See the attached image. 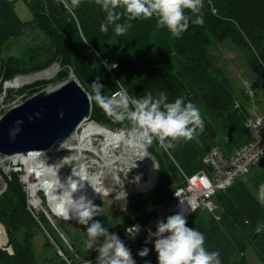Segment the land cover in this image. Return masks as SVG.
<instances>
[{
  "label": "trees",
  "instance_id": "16d2710c",
  "mask_svg": "<svg viewBox=\"0 0 264 264\" xmlns=\"http://www.w3.org/2000/svg\"><path fill=\"white\" fill-rule=\"evenodd\" d=\"M65 1L73 11L63 2L55 0H26L33 18L24 21L10 1L0 0V47L11 38L21 37L28 23H36L52 45L40 52L34 51L32 58L35 61L26 70H40L55 60H60L61 67L74 72L88 92H92L94 82H99L104 86L102 95L111 98V93L120 86L110 80L106 68L107 74H103L102 70H93L91 55L95 61L97 53L98 56H106L101 57L110 62L109 56H112L113 61L116 48L124 42L125 34L119 37L115 34L114 24L107 19L108 10L102 6L103 0H80L79 6L75 8L72 7L71 0ZM201 11L204 19L201 25L193 24L191 19H195V16L188 13L191 16L189 28L177 38L175 52L168 53L159 48L149 60L150 52L146 47L138 52V63L128 60L120 65L118 62V68L113 70L127 89L129 97L142 98L147 93L157 97L160 92H166L168 102L183 98L185 103L191 102L199 110H204L206 117L202 120L201 134L206 146L198 149L191 141L180 138L173 141V148L165 150L162 147V153L156 154L153 143L160 145L159 140L153 138L151 144L143 140L148 151L158 160L163 179L151 194L149 205L138 202L129 207L125 226L103 223L109 232L123 233L136 222L145 224L150 221L155 215L156 206L165 203L174 190L184 185L181 170L192 175L204 168V155L212 147H219L226 155H231L250 139L245 123L251 113L245 103L238 106L234 88L216 67L210 49L215 44L231 40L254 73V90H264V0H227V6L217 3L213 5L209 0H202ZM115 12L120 16L115 23H128L127 14L122 8L115 9ZM154 20L155 17L145 19V23H152ZM102 24L108 25L107 32L101 31ZM13 62L14 59H10L4 67L7 82L15 74L26 72ZM101 65L105 66L104 63ZM242 95L251 100L245 89L242 90ZM96 108L97 104L93 108V117L102 124L135 130L133 122L128 125L125 120H115L107 113L98 114L97 111L94 112ZM219 131H222V135ZM220 140L224 143L223 148L219 146ZM10 181L9 187L0 195V223L7 231L12 252L0 248V264H38L34 237L40 232L42 225L54 238L53 225L45 214L39 216L32 213L27 192L19 178L15 177ZM262 183L264 177L257 182V190ZM211 201L215 205L213 212L204 213L202 211L207 208H201L187 219L188 227L196 228L205 235V248L209 252H218L221 264H250L246 252L251 246L264 263V207L248 188L244 177H239L225 190L216 192L210 198ZM64 225L66 223L60 224L61 227ZM48 244L51 246L50 242ZM98 246L99 243L96 247ZM126 246L131 249L136 264H143L142 261L153 254V248L141 239ZM145 246L150 249L149 255L138 256L137 252ZM97 254L95 250L82 247L79 252L82 258L79 259L93 258ZM78 260L71 263H77ZM55 261L57 264H68L59 254Z\"/></svg>",
  "mask_w": 264,
  "mask_h": 264
},
{
  "label": "rangeland",
  "instance_id": "374dc122",
  "mask_svg": "<svg viewBox=\"0 0 264 264\" xmlns=\"http://www.w3.org/2000/svg\"><path fill=\"white\" fill-rule=\"evenodd\" d=\"M12 3L14 9L20 16V18L24 21H30L33 18L32 10L26 0H8ZM58 2H64L68 9L73 11L72 8L66 3L65 0H55ZM213 5L214 3L219 4L220 6H227V0H209ZM218 8V7H217ZM28 23V22H27ZM131 23L132 27L129 28L125 35H124V42L118 44L116 48V55L111 58V61L115 64L120 62V65H124L125 62L132 61L138 63V52L143 48H147L150 52L149 60L152 57L155 51L158 52L159 48L163 51H167L168 53L175 52L177 47V38L173 37L171 33L166 28H160L157 26V19L155 18L154 22L152 23H145V19H136L132 21H128ZM52 45L50 39L45 35V33L36 25V23H28L27 27L24 29V33L21 37L14 39H9L3 46L0 47V118L13 106L18 105L25 101L27 98L31 97L33 94L43 90V89H50L54 88L55 86L65 82L70 78L71 72L69 70H64L61 67V61L55 60L53 64L40 69V70H32L28 71L26 69L31 68V64H33L34 57L32 55L34 51L40 52L42 49L49 47ZM93 50V49H92ZM112 50V48H111ZM94 51V50H93ZM95 52V51H94ZM210 52L214 58V63L216 67L225 75V77L229 80L230 84L234 88L235 95L238 99V106L239 104H246V107L250 111L251 115H261L264 116V90L256 88L254 90L253 86H255V76L254 73L243 56V54L237 49L234 43L231 40H226L219 44H215L211 47ZM96 53V52H95ZM134 53L136 55H134ZM98 54V53H97ZM96 55L97 61L94 60L93 56L91 55V62L93 64V70L98 71L102 70V73L107 74L105 72V68L108 71L110 80L114 81V78H117L118 81L116 82L123 93L128 94L127 89L122 86L118 75L115 73V76L112 78V73L106 66H102L103 64L102 56ZM134 55V57H133ZM102 56V57H101ZM101 57V58H100ZM10 59H14L13 64H18L19 69L25 70L26 72L17 73L22 76L32 77L36 75L35 72L44 70L46 68H54V73L48 77H40L36 78L35 80L23 85L20 88H5V76H4V67L8 64ZM35 61V60H34ZM43 63V62H40ZM38 64V63H36ZM60 65V69H59ZM15 74L13 77L17 76ZM12 77V78H13ZM10 82V81H9ZM8 82V83H9ZM89 89L91 88L89 85L87 86ZM8 89V90H7ZM245 89L247 97H251V100H247L242 95V90ZM91 94V92H89ZM97 104V102L92 99V109L89 115V118L83 123L82 127L84 128L90 122H95L105 128H108L114 132L121 131L120 128H114L107 124H102L101 122L97 121L93 117V108ZM97 111L99 114L106 115V110L102 109L98 104L97 108L94 109V112ZM200 116L203 120L206 117V113L204 110L200 109ZM125 123L130 125L131 121L125 119ZM78 130L80 134L83 128ZM126 133V140L120 143L119 147L110 148L107 154L102 150L103 142L106 138L103 135H97L92 137L93 144L89 143L90 147H94L95 149H86L83 152L79 150H68L64 149V153H60L59 156H54L58 159L57 166H63L67 168L70 166L72 167H79V166H87L90 172H99L101 175V182L105 186V188L110 189L111 191L108 194H100L99 197L95 200L94 204H96L98 208V216L93 218L94 220H100V222L108 223L109 225L113 226H125L128 222V209L131 205L136 204L138 202H146L147 204L150 201L151 194L155 191V189L160 184L161 180L163 179V175H161L159 169L158 160L155 159L158 166V178L155 182V187L151 191L147 193H133L126 195V190L129 189L130 185L133 184V181L136 179V176L142 175L146 171V167H142V163L139 160L138 156L134 151L130 153L129 164L132 167L131 170L126 169L127 165L122 163V161H117L111 163L109 159H112L114 155L118 158L122 159L124 153V147L128 144L130 140V134H133L138 140L139 139L135 130L125 127ZM203 130L197 129V135L194 136L192 140H190L194 146L198 149L205 148L206 143L202 138ZM222 131H219V134ZM78 135V134H77ZM77 135H73L66 141H64L63 145L71 146V147H78L79 140ZM228 136V135H227ZM218 139V138H217ZM153 143V142H152ZM140 144L142 145L141 141ZM155 147L156 154H161L164 150L159 144L153 143ZM218 145V143H217ZM64 146V147H66ZM219 146L222 148L224 147L223 141H219ZM95 150H99V153ZM57 151H59L57 149ZM128 153V152H127ZM46 156L51 157L52 155L46 154ZM31 160V159H30ZM135 163V164H133ZM32 164V163H31ZM121 164V165H120ZM122 166V167H121ZM28 165H26V169L22 166L21 168H15L13 165L1 161L0 158V195L9 187L10 180H14L15 177L19 178V182L22 184L23 188L28 190V183L23 180V176L28 173ZM54 167L51 166L52 169ZM119 170L120 180H118L115 170ZM121 169V170H120ZM182 178L183 175H181ZM33 177V178H32ZM31 179L37 180L36 176H32ZM264 177V161L257 163L246 176H244V180L247 181L248 188L251 192L255 195L256 199L260 201V203L264 207V200H261L259 197V192L257 190V182H259L260 178ZM10 181V182H9ZM120 192V193H119ZM120 194V195H118ZM39 195L37 197L41 198V203L38 204V207L33 208L29 205L30 210L33 214L39 215L45 214L46 218L49 220L48 215L50 216L51 220H53V231H54V238L50 235L49 231L41 225L40 232L34 237L33 245L35 249V254L37 258L38 264H57L58 262L55 261L58 254L66 261L68 264L71 263L73 260L77 261L81 255L79 252L82 250V247H85V241L87 240V234L85 231V226L78 224L75 220H61L59 218L53 217V214L48 209L47 200H45L43 191H38ZM31 202L35 205L37 203L33 202L31 198ZM39 203V200H38ZM149 205V204H148ZM214 203L211 201L210 207L205 209L204 213L213 212L214 210ZM207 210V211H206ZM48 214V215H47ZM42 221V220H41ZM43 222V221H42ZM66 222V225L60 226L61 223ZM44 224V222H43ZM50 226V223H48ZM55 228V229H54ZM63 236V237H62ZM5 237L3 234L0 233V248L1 249H8L9 241L5 242ZM9 240V237H8ZM51 243V246L48 244ZM48 244V245H47ZM10 250V249H9ZM239 258V255H235ZM246 257L250 264H264L261 259L258 257L256 251L253 247H248L246 252ZM58 259V258H57ZM80 260V259H79ZM78 260V261H79ZM145 260H150L151 264H157V255L155 253L151 254L149 257L145 258L142 262L144 264ZM234 261L235 257H234ZM73 264V263H72Z\"/></svg>",
  "mask_w": 264,
  "mask_h": 264
},
{
  "label": "clouds",
  "instance_id": "9594fccd",
  "mask_svg": "<svg viewBox=\"0 0 264 264\" xmlns=\"http://www.w3.org/2000/svg\"><path fill=\"white\" fill-rule=\"evenodd\" d=\"M71 3L72 7L75 8L79 6L80 0H71ZM201 4L202 0H103L102 6L105 10H108L107 19L109 23L114 24V31L118 37L123 36L126 31L132 27L131 23H115V21L120 19V16L116 14L115 9L122 8L124 13L127 14L128 21L155 17L157 19L158 27L166 28L173 37L179 38L189 28L191 16L188 13L195 16V19H191L193 24L201 25L204 23ZM185 10H188V12L186 13ZM101 31L107 32L108 25L102 24ZM118 64L119 63H117L116 68H118ZM113 67H115V65H113ZM113 74L115 75L114 72ZM103 87L104 86L99 82L93 83L91 94L88 92L90 94L89 98L91 99V102L92 99H94L97 104L102 109L106 110L107 114L115 120L122 121L128 119L133 122L135 132L139 139H142L140 140L142 146L154 164L155 161L151 157V155L153 157L154 155L148 151L143 140L151 144L153 138H156L159 140L161 147L167 150L174 147L173 141H177L180 138H183L184 141H190L195 135H197V129L201 131L203 130V121L199 109L191 102L185 103L183 98H176L174 101L168 102L166 92H160L157 97H153L151 93H147L142 98H135L129 97V95L123 93L120 88L116 90L122 91L117 97H113L115 91L111 93V98H107L102 95L101 90ZM86 120H84V122ZM21 123L22 121L16 122L17 127H15L10 133L12 138H14L15 133L19 131V124ZM83 123L70 137L79 134L78 130L82 127ZM120 130L125 131L124 128H120ZM63 143L59 148H61ZM64 152L65 150L57 151V149H55L48 153H42V151H30L27 155H0L1 161H5L13 165L15 168H21L23 166L26 169L27 162H30L31 157L34 155L49 154L52 155L51 157H60V153ZM60 159H62V157H60ZM76 167L77 166L70 169V166H68L67 168L65 167V170L69 172L73 169V175L79 179H72L70 177L67 181V185L60 183L62 185L60 188H63V194L57 196L56 211L64 219L54 216L51 212L53 217L61 220H75L78 224L85 226L87 234L85 247L88 250H95L98 253L96 264H136L131 249L126 246L119 235L115 232H109L108 228L104 227L100 220L93 219L98 216L99 207L94 204L87 195H80L78 198H74L73 194L84 188V181H87L91 185L85 170H76L74 169ZM182 175L184 176L183 173ZM25 176H23V180ZM69 180L72 182L69 183ZM38 181L39 180H36L35 183ZM154 187L155 185L152 189H154ZM39 191H43L45 200H47L46 192L42 188L39 189ZM26 192L28 204L33 208L38 207V204L41 203V198H38L39 203L37 205L31 202L29 184ZM174 192L175 190L171 193V196ZM258 192L260 199L264 200V183L259 185ZM48 209L50 210L49 207ZM188 218L183 212H177L176 214L167 216L164 220L158 221L156 223L155 231L150 228L147 229L145 244H153L154 248L153 246L151 247L153 248V253H157V264H221L219 253L209 252L205 248V235L196 228L187 226ZM50 223L54 224L53 220L50 221ZM0 224L4 227L2 223ZM257 230L259 231V228ZM140 231L141 226L139 224L131 225L125 229L127 236L133 239L140 233ZM5 232L6 243L9 240L6 229ZM98 243L99 246L96 247ZM7 250L10 251L9 249ZM10 252H12V248ZM149 252L150 249L145 246L137 252V255L140 257H147ZM144 264H151V261L145 260Z\"/></svg>",
  "mask_w": 264,
  "mask_h": 264
},
{
  "label": "water",
  "instance_id": "95a60500",
  "mask_svg": "<svg viewBox=\"0 0 264 264\" xmlns=\"http://www.w3.org/2000/svg\"><path fill=\"white\" fill-rule=\"evenodd\" d=\"M89 97L88 91L77 80L75 74L71 72L69 80L54 88L43 89L22 103L13 106L0 118V154L5 156L27 155L30 151L48 153L58 149L63 141L69 138L88 118L92 109V102ZM17 121H22V123L19 124V131L12 138L10 133L17 127ZM151 157L156 164V182L159 170L156 159L152 155ZM43 164L38 165V167L43 169ZM74 169L78 170L79 168ZM58 172L59 175L53 174L55 176L53 181L54 183L59 182V186L52 189V185L50 187L51 191L45 192L48 207L54 216L60 217L50 206V199L54 197L57 199V196L63 194V188H60L62 187L61 184L67 185L70 177L77 180L79 178L73 175V169L69 172L60 169ZM89 174L87 173L88 177ZM50 176L46 177L44 184L48 185V181L52 179ZM71 182L69 180V183ZM86 183L88 188L84 192L82 189L78 190L73 194L74 198L88 192L90 195L88 198L94 203L98 197V193H95L97 189L92 188L87 181ZM84 186H86L85 182ZM56 191V195L50 198L49 193ZM48 218L52 221L49 215Z\"/></svg>",
  "mask_w": 264,
  "mask_h": 264
},
{
  "label": "built area",
  "instance_id": "2783aa9c",
  "mask_svg": "<svg viewBox=\"0 0 264 264\" xmlns=\"http://www.w3.org/2000/svg\"><path fill=\"white\" fill-rule=\"evenodd\" d=\"M103 63L111 71L112 78L115 76L117 64L103 59ZM115 65V67H113ZM114 81H117L114 78ZM122 91H116L113 97H117ZM245 126L250 134L249 141L237 149L231 155H226L219 147H212L203 158L204 168L198 172L187 175L183 171L185 183L183 187L175 190L171 198L165 203L158 204L154 218L141 226L140 233L133 239L126 232L117 233L125 244H135L138 240L145 242L147 229L155 231L156 223L164 220L167 216L183 212L188 218L197 209L210 207V198L220 190H225L239 177H244L257 163L264 161V116L253 115L249 117ZM0 233L6 237L5 228L0 224ZM153 246L152 243H147ZM154 248V246H153ZM11 251V248H8ZM157 254V253H156ZM98 254L89 259H80L74 264H96ZM72 264V263H69Z\"/></svg>",
  "mask_w": 264,
  "mask_h": 264
},
{
  "label": "bare ground",
  "instance_id": "6f19581e",
  "mask_svg": "<svg viewBox=\"0 0 264 264\" xmlns=\"http://www.w3.org/2000/svg\"><path fill=\"white\" fill-rule=\"evenodd\" d=\"M54 68H56V67H54ZM54 68H50V69L46 68L42 71L35 72L36 75H33L32 77L17 75L12 80H10L9 83L8 82L5 83V88H12V87L13 88H20L23 85L35 80L36 78H40V77L45 78V76L48 77L54 73ZM97 135H103L106 138V140L103 142V146H102V150L106 154L110 148L119 147L120 143H122L123 141L126 140V133L124 132V130H121L119 132H114L108 128H105L104 126L96 124L95 122H90L89 124H87V126H85L83 128L82 132L77 135V138L79 140V146L78 147H71V146L68 147L66 145H62L61 148H58V150H63V148H64V149H68V150H79V151L83 152L86 149H90V148L95 149L93 146L90 147L89 143L93 144L92 137L97 136ZM64 146H66V147H64ZM123 149H124V153H123V156L121 157L122 159H120L116 155H114V157L112 159H109L111 161V163L116 162V160L119 162L122 161V163H125L127 165L126 169L129 172V170H131L132 167L130 166L128 161L130 159L129 158L131 155L130 153H132V151H134L135 153H137L136 155L138 156L139 160L141 161L142 167L143 166L146 167L145 173H143L142 175L136 176V179L133 181V184H131L129 189L126 190V195L133 194V193H147V192L151 191L152 185L155 182V174H156L155 168H156V166H155L154 162L151 160V158L149 157V155L147 154L146 150L140 144V140H138L135 136H133V134H130V140H129L128 144ZM95 151H97L99 153V150H95ZM46 161H48V162H46ZM57 161H58L57 158H55V157L50 158V157L46 156V154H43V155H34L33 157H31L30 162H27L26 165H28V167H27L28 173L25 176L24 180L26 182H28V184L30 185V194H31V198H32L34 203L36 202L38 204V200H37L38 195L37 194H38L39 189H41L39 187H42V189L44 191L50 192L51 191L50 187H52V185H53L52 189L54 187L59 186V182L54 183V181H53V178L55 177V176H53V174L56 173V175H59L58 171L63 168V166H57V169H56V167H54L55 164L57 165ZM41 163H44L42 165L43 169H41L37 166ZM133 164H135V163H133ZM51 166L54 167V169H52ZM78 168L85 170L86 173H90L89 174L90 183L92 185V188L97 189L95 193H98V196L100 194H108L111 191L110 189L105 188V186L101 182V175L99 172L98 173L97 172H90L88 170V167L84 166V165L79 166ZM115 173H116L118 180H120L121 178H120L119 170H115ZM32 176H34V178L36 176L37 180L41 181V183H39V181L37 183H35V179L34 180L31 179ZM48 176H50L52 179L48 181V185H47V184H44V180ZM84 182H85L86 186H84V188H82L83 192L88 188V186H87L88 184L86 183V181H84ZM56 193H57V191L53 192L51 194L49 193L50 198L54 197L56 195ZM85 195H87V197H90L88 192L85 193ZM118 195H120V194H118ZM54 198L50 199V206L53 208L55 213L57 215H59L56 211L57 199L56 198L54 199ZM59 216L62 219H64L61 215H59ZM5 241H6V239H5Z\"/></svg>",
  "mask_w": 264,
  "mask_h": 264
}]
</instances>
